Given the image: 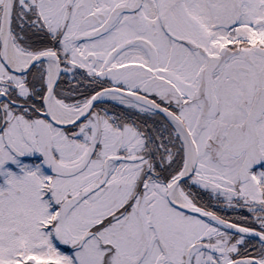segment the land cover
Returning <instances> with one entry per match:
<instances>
[{"label":"snow or ice","instance_id":"obj_1","mask_svg":"<svg viewBox=\"0 0 264 264\" xmlns=\"http://www.w3.org/2000/svg\"><path fill=\"white\" fill-rule=\"evenodd\" d=\"M0 264H264V0H0Z\"/></svg>","mask_w":264,"mask_h":264}]
</instances>
